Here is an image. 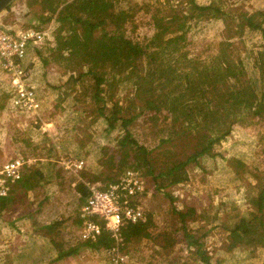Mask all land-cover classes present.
I'll return each mask as SVG.
<instances>
[{"label":"rangeland","instance_id":"obj_1","mask_svg":"<svg viewBox=\"0 0 264 264\" xmlns=\"http://www.w3.org/2000/svg\"><path fill=\"white\" fill-rule=\"evenodd\" d=\"M179 1L161 5V12L166 16L168 13L182 15L185 0ZM195 2L200 4L206 0ZM263 6L264 0H223V8L229 11ZM25 12L23 0H13L0 12V24L21 30L27 21ZM5 17L10 22L5 23ZM216 25H209L213 29H208L204 35L216 36ZM45 30L50 37L49 31ZM199 36L193 34L194 39H201ZM250 36L251 40L244 48L236 43V38L232 42L239 50L235 52L244 55L246 74L251 76L255 69L245 49L254 50L256 46L251 41L259 45L260 38L255 34ZM40 40L27 47L20 61L21 67L28 72L27 82L34 86L41 101L36 113H22L11 106L10 93L14 92V86L10 73L0 65V166L9 159H23L21 176H27L28 184V187L21 186L23 182L20 179L7 184L6 195L10 201L5 202L8 205L0 213V264H16L12 260V252H17L25 242L29 244L28 256L37 264H115L107 254L111 247H114L113 255H121V264H206L202 256H207L211 264H264L261 247H247L243 241L234 239L235 242L223 228L251 208L249 196L256 192L264 175L263 145L258 143L254 127L246 123L234 124L222 142L212 144L208 155H201L197 164L186 166V180L155 190L145 170L153 167L155 172L165 171L168 166L197 151L199 139L184 131L180 124L171 126L167 120L164 121L162 110L147 108L141 102L137 104L138 109L131 112L138 115L126 126L133 142L123 148L124 157L123 151L114 147L121 134L120 129L102 133L105 127L102 119L93 124L98 136L90 140L100 144L98 152L89 154L90 146L75 149L72 139L62 133V125L65 121L69 127L91 122L93 118L89 111L92 108L89 107L96 104L89 101L90 104H85L87 108L81 112V106L70 97L59 100L56 89L65 84L67 74L57 62L55 53L53 59L46 51L41 52L40 57L32 51L34 46L39 47ZM41 58L47 61L43 63ZM91 95L92 90L87 88V98ZM76 96L81 97L82 92ZM75 108L78 110L73 111ZM65 145L68 149L64 148ZM100 149L106 151L102 157ZM109 153L112 159L103 160ZM64 155L83 159L82 167L74 171L62 168L59 157ZM141 157L143 161H140ZM238 160L243 161V166L235 164ZM47 165L55 167L49 169ZM36 172L40 173V179ZM126 172H131L142 183L141 193L129 199L132 207L141 208L142 217L134 221L142 223L139 233L121 237L119 229L114 237L111 236L113 244L109 248L82 246L83 240L77 231L83 221L79 211L87 195L80 197L78 184L82 183L88 192L91 183L103 188L124 178ZM185 213L181 219L180 215ZM53 221L59 224L56 229L48 230L53 233L50 236L44 229V223ZM185 230L193 235L199 246L187 244ZM25 231L29 235H23ZM74 247H79L76 254L50 263L49 256Z\"/></svg>","mask_w":264,"mask_h":264},{"label":"trees","instance_id":"obj_2","mask_svg":"<svg viewBox=\"0 0 264 264\" xmlns=\"http://www.w3.org/2000/svg\"><path fill=\"white\" fill-rule=\"evenodd\" d=\"M121 2L23 0L27 21L20 29L41 32L40 45L34 46L32 51L39 57L46 51L53 59L55 53L57 62L66 71L65 84L56 89L59 100L70 97L81 106V112L89 101L96 104L89 107L93 119L86 125L69 127L66 121L63 123L61 131L72 139L74 148L90 146L89 154L98 152L100 144L90 140L98 136L93 124L102 119L105 124L102 133L120 129L114 147L122 152L133 142L126 126L138 113L131 112L138 109V103L144 102L147 108L162 110V119L171 126L180 124L184 131L199 139L197 151L168 166L165 171L155 172L153 167L145 170L155 190L186 180V166L197 164L199 156L208 155L212 144L222 142L236 123L254 127L257 141L262 143L264 150V6L229 11L223 8V0H206L200 4L185 0L182 15L168 13L166 16L161 12V5L165 4L151 0ZM3 21L10 22L8 17ZM213 23L217 24L214 27L217 34L206 37L204 33L213 29L209 27ZM193 34L201 39H194ZM250 34L260 38L259 45L251 41L256 46L254 50L245 49L255 69L251 76L246 74L244 55L237 53L236 44L244 48L251 40ZM233 38L237 39L236 43L232 42ZM41 61L45 63L47 59L41 58ZM87 88L92 90L89 99ZM78 92H82L81 97L76 96ZM76 110L78 108L73 109ZM64 148L68 149L67 145ZM105 152L100 149L101 157ZM110 155L103 160L111 158ZM242 162L238 160L235 164L241 167ZM47 166L49 169L55 167ZM36 174L40 179V173ZM80 175L84 177L82 173ZM26 178V175L19 178L23 182L21 186L28 187ZM78 186L80 197L84 198L88 192L82 183ZM247 186L253 189L251 185ZM6 201H10L7 195L0 196V213L8 205ZM248 203L251 208L223 228L232 240H241L247 247L258 245L264 250V175ZM186 213L180 215L181 219ZM90 219L94 220V217ZM135 222L123 220L120 236L137 235L142 223ZM58 224L50 222L44 229L52 236L48 230L56 229ZM26 233L29 235L28 231L23 235ZM184 237L188 245L199 246L187 230ZM48 240L52 243L51 238ZM83 241L82 246L90 248L105 249L113 244L105 230ZM28 245L25 242L18 247L19 251L12 252L16 264H37L28 256ZM29 248L35 251L33 247ZM78 248L56 252L49 256L50 263L71 257ZM201 258L211 264L207 256Z\"/></svg>","mask_w":264,"mask_h":264},{"label":"built area","instance_id":"obj_3","mask_svg":"<svg viewBox=\"0 0 264 264\" xmlns=\"http://www.w3.org/2000/svg\"><path fill=\"white\" fill-rule=\"evenodd\" d=\"M160 4H175L179 0H151ZM40 31L14 30L0 24V65L10 73L13 95L10 97L11 106L22 113H36L41 101L36 96L34 86L27 82L28 72L21 67L27 47L39 42ZM59 162L67 170H78L83 161L67 155L60 156ZM23 159L6 160L0 166V196L8 191L7 184L17 181L21 177ZM131 172L125 177L110 183L103 188L91 183L84 205L81 206L79 216L83 219L77 235L80 239H92L101 230L108 231L114 237L120 229L123 220L134 222L141 218V208L132 207L129 199L142 191V183ZM94 217L91 220L90 217ZM99 220V221H97ZM114 247L108 251L111 261L121 264V255L114 254Z\"/></svg>","mask_w":264,"mask_h":264},{"label":"water","instance_id":"obj_4","mask_svg":"<svg viewBox=\"0 0 264 264\" xmlns=\"http://www.w3.org/2000/svg\"><path fill=\"white\" fill-rule=\"evenodd\" d=\"M13 0H0V12L6 9Z\"/></svg>","mask_w":264,"mask_h":264},{"label":"crops","instance_id":"obj_5","mask_svg":"<svg viewBox=\"0 0 264 264\" xmlns=\"http://www.w3.org/2000/svg\"><path fill=\"white\" fill-rule=\"evenodd\" d=\"M44 224H46V225H47V224H49V223H44ZM46 225H45V226H46ZM60 260H62V259H60ZM60 260H57V261L59 262Z\"/></svg>","mask_w":264,"mask_h":264}]
</instances>
